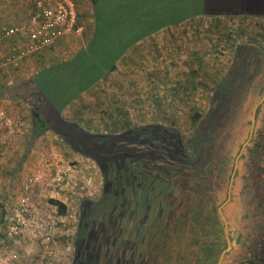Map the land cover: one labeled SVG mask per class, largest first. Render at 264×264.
Returning a JSON list of instances; mask_svg holds the SVG:
<instances>
[{
  "label": "rangeland",
  "instance_id": "rangeland-1",
  "mask_svg": "<svg viewBox=\"0 0 264 264\" xmlns=\"http://www.w3.org/2000/svg\"><path fill=\"white\" fill-rule=\"evenodd\" d=\"M74 2L81 13L82 35L74 37L71 52L50 59L51 65L83 49L87 34L92 33V2ZM27 15L29 11L17 22L28 20ZM193 22L186 21L160 34L144 46L146 51L144 47H131L120 59L117 71L74 101L63 115L83 129L100 134H112L127 126L173 127L181 134L190 158L197 147H204L205 161L199 170L207 172L203 173L201 188L206 184V189L212 186L215 190H209V198L204 200L209 208H202L208 212V220L195 212L199 198L190 201L187 192L179 190L185 175L174 177V173L168 178L171 184H177L171 189L173 197L159 200L164 220L157 237L135 250V257L139 261L142 258L140 264H264V65L254 83H262V94L250 93L240 109L226 112L223 124L221 115V129L216 135L208 131L212 120L218 118L212 111L213 91L234 65L235 50L253 45L262 53L258 58H264V18L234 17L217 22L206 17ZM200 61L203 70L196 78L200 84L195 91L186 90L188 81L193 80L192 71L201 69ZM12 96L6 95L10 99ZM29 106L22 100L0 105L13 127L9 153L0 160V257L8 259L9 264H72L80 207L84 199L100 198L103 176L93 161L72 151L54 133L38 137L33 131V106ZM259 107L263 108L257 118ZM198 112L202 119L195 126L192 118ZM200 125L203 133L198 131L202 130ZM6 136L0 131V141ZM38 174L42 179L29 194L31 210L22 214L25 184ZM191 176L196 186L195 172ZM51 200L66 206L65 215ZM156 209L153 206L152 213ZM172 212L176 225L170 218ZM150 221L147 227H155ZM133 229L131 226L132 233ZM131 240L138 245L136 238Z\"/></svg>",
  "mask_w": 264,
  "mask_h": 264
},
{
  "label": "trees",
  "instance_id": "trees-1",
  "mask_svg": "<svg viewBox=\"0 0 264 264\" xmlns=\"http://www.w3.org/2000/svg\"><path fill=\"white\" fill-rule=\"evenodd\" d=\"M90 1L94 9L95 30L91 44L87 48L90 50L89 53H87V49L83 50L84 52H80L70 61L55 63L44 69L35 81L19 83L5 90L9 91L8 93L11 95H18L16 92L19 90L21 100L28 103L30 108L33 106L31 108L34 114L33 130L38 137L46 132H52L63 140L72 151L90 159L98 166L103 176V189L106 191L107 197L109 193H111V196L114 193L116 198V195L118 196L120 193L119 191L126 190L124 192L126 196L124 197L121 194L118 198H125V202H127L125 205H130L131 210L135 206L134 208L137 211H145L144 213H138L137 217L132 218V221H130L129 224L134 227L133 233L131 226H126L125 237H128L131 243L130 246L135 251L136 248L138 249L144 244V230L147 231V246L150 241L152 243V240L157 237L160 229H157L155 236L153 233L154 227L141 226L140 221L143 215L146 214L148 217L146 225L149 224L151 219L152 223H155L157 218H153V214L156 213V217H158L157 214H161L163 208V204H159V200L164 196L173 197L171 189L177 187L176 183L171 184L168 180L169 177L164 172L160 176L161 179H155L153 168L157 165L175 168L174 177L185 175L182 176L185 180L179 182V184L183 183L186 187L189 183L186 178L191 175L189 169L191 158L188 155L181 134L173 127H166L163 124L142 127L127 126L112 134H100L85 130L78 123L70 122L62 116L65 108L71 105L79 96L89 92L96 84H101L109 75L116 72L118 61L123 58L131 47L146 38L152 37L153 34L165 29L167 26L156 0ZM181 13H179V16ZM221 19L223 18H210V20L217 22ZM186 20L188 19H179L174 25L185 23ZM190 21L196 22L197 20ZM195 33L198 34V30ZM229 37L228 40H230ZM234 43L237 45L238 42L235 41ZM234 53V65L227 71V75L222 79V82L216 86L211 98L212 111L218 113V118L212 120L211 129H208L213 136L221 129V119H219L221 115L223 124V121L227 119L226 112L233 113V111L240 109L247 103L250 93L260 95L263 92L260 89L262 83H259L258 86L254 85L262 75V70L259 69L260 66L264 65L262 62L264 58H258V54L262 53L253 45H241ZM195 56H197L196 53ZM200 68V70L192 71L190 74L193 80L192 82L188 81L187 86L184 87L186 90L195 91L197 84H200L196 78L198 73L203 70L202 61H200ZM28 84H32L34 90ZM218 102L220 105L217 110ZM214 105H216L215 108ZM262 108L259 107L256 111L257 118ZM201 119L202 115L198 112L194 115L192 121L197 126ZM204 126L205 124H203ZM203 127L202 130L199 129L198 131L203 133ZM203 153L204 147H197L195 153L192 154L196 161L201 160L199 169L205 161L203 160ZM262 166L264 167V160H262ZM145 188L146 192L143 194L141 190ZM154 188H157L156 193V190L152 192ZM208 189L211 192L215 191L212 186ZM159 193L164 195H159ZM111 196L108 198H111ZM224 197L226 200L227 194ZM141 202H143V206L139 207ZM51 204L58 208L61 215H65L66 206L62 202L51 200ZM110 205V202L103 201L98 209L101 208L104 212L101 211L100 213H107ZM93 206L94 204L90 202H83L81 206L83 214L90 215L91 219L94 211L90 214L91 211L89 210L93 209ZM153 206L157 208L154 213H152ZM87 209L89 210L84 212ZM86 224L84 223L83 226V236L80 237L79 235L76 238L74 264H91L89 254L92 253L90 251L92 246L90 237L93 226L90 222L88 225ZM132 237L139 241L138 245L132 243ZM84 252L87 253L86 257L83 256ZM254 263V261H251V264Z\"/></svg>",
  "mask_w": 264,
  "mask_h": 264
},
{
  "label": "crops",
  "instance_id": "crops-1",
  "mask_svg": "<svg viewBox=\"0 0 264 264\" xmlns=\"http://www.w3.org/2000/svg\"><path fill=\"white\" fill-rule=\"evenodd\" d=\"M156 1L158 2L159 7L161 8L160 12L163 13L162 15L165 18L167 26L165 29H162L156 32L155 34H153L152 37L146 38L143 41L139 42L134 47L140 46L142 48L145 45H148L150 42L153 43L152 39L155 40L157 36H160V34L167 33L168 31H170V29H172L173 31V29L178 25V24L174 25V23L179 21V19H188L186 21H189L193 19L198 20L199 18H206V17L208 18L246 17L252 19L264 18V0H221L219 2L213 0H184L180 2L179 0H156ZM179 10L182 11L183 13H181ZM28 11H29V15L27 16L30 18V16L34 11L31 0H0V36H2L5 30L9 29L10 27L22 23V22L18 23L19 22L18 19H23L25 17V13ZM179 13H181L180 16ZM176 15H178V17H176ZM80 23L82 25L81 13H80ZM92 23H93V29H91L92 33L87 34L88 36H86L84 48L81 50L79 49L78 51H76L77 53H75V55H71L68 59L64 60L63 62L72 60L76 55H78L80 52L86 50L89 47L93 39L94 30H95L94 17ZM15 40L18 41V39H14L12 41ZM73 41H75L74 37H67L56 41L50 47L38 53H34L28 59L24 60L19 68L1 66L0 90L3 87H6L7 89L8 86L14 87L19 83H23V82L31 83L32 81H35L36 78L43 72L44 69H47L52 66L49 63L50 59H53L55 57H60L61 55L66 54V52L69 51L71 52V50L74 49ZM77 41L78 40H76V42ZM10 43H11L10 41H4V43H2L1 45V50L5 51ZM146 49L147 47H144L145 51ZM1 59H2V54H0V60ZM119 62L120 60L118 61V63ZM56 63H61V62H56ZM118 63H117V67H118ZM28 85L32 90H34L32 84H28ZM98 85L99 83L97 84V86ZM8 92L9 91L7 90L0 91V105H3V103L14 105L17 104L18 101L19 102L21 101V92L18 93L19 90L16 92L18 95L12 96L13 97L12 99L6 97V95H11ZM85 94L79 96L75 100V102L83 98ZM68 107H66L65 110ZM64 111L62 112L63 117H64L63 115ZM21 132L22 131H20V133ZM7 153H9V151ZM228 240L230 243L232 242L230 236ZM236 242H238V239L236 240Z\"/></svg>",
  "mask_w": 264,
  "mask_h": 264
},
{
  "label": "flooded vegetation",
  "instance_id": "flooded-vegetation-1",
  "mask_svg": "<svg viewBox=\"0 0 264 264\" xmlns=\"http://www.w3.org/2000/svg\"><path fill=\"white\" fill-rule=\"evenodd\" d=\"M204 160V159H203ZM189 161V160H188ZM200 162L196 161L194 157L191 158V160L189 161V169L191 171V174H194L195 172V181L197 182V185L194 186L193 184V177L191 175H189L186 180H188L189 184H187L186 187H183V183L179 184L180 188L179 190H181V192H187L188 196H189V200L190 201H195V199L198 197L199 201L197 204V208L195 210V212L203 214V217L205 220H208V212L203 211L202 208L203 206L205 207V205L208 206L207 202H204L205 199H207V197L209 198V189H206V184H204V188H201L202 185V181L203 179H205L203 173H206L207 171L204 169L202 171L199 170V166H200ZM173 167V166H172ZM175 168H170L168 166H161V165H157L156 167L153 168V171L155 172L154 177L156 178H160L161 179V175L164 174L167 177L172 176L175 172H174ZM206 171V172H204ZM202 172V173H201ZM185 179H183L182 181H184ZM150 181V179H149ZM181 181V182H182ZM193 184V185H191ZM156 190V191H155ZM117 191V190H116ZM155 193L157 192V188L152 189V192ZM159 191V190H158ZM120 193L118 194V196H122L124 195V197L126 196L124 194V192H126V190H122L119 191ZM141 192H143V194H145L146 192V188L142 189ZM165 192V191H164ZM163 192V193H164ZM163 193H159V195L162 194V196L164 195ZM158 194V193H157ZM111 196V193H109V196ZM114 196V193L112 194L111 198H108L106 195V191H102V195L100 196V198L98 200H88V199H84L83 202H90L94 204V208L89 210H85L86 211H91L89 212L90 214L94 211V215L92 217V219L90 218V215L87 216L85 213L83 214L82 212V207H80V218H79V224H78V230H77V236L76 238L82 237L84 234V230H83V226L84 223L86 225L89 224V222L91 223V225L93 226V231H92V235L90 237L91 242H92V246L90 247V251H92V253L89 254L90 259H91V264H140L141 263V259L140 261L137 257H135V251L134 248L131 247V243L128 239V237H125V230H126V225L130 223V221H132V218H136L138 213H144V210H138L136 208H130V205H125L127 202H125V198H118V196L116 195V198ZM107 198V199H106ZM103 201H107L110 202L111 205L109 206V211L107 213H100L102 210L101 208L98 209L99 206H101V204L103 203ZM146 201V199H145ZM197 201V199H196ZM82 202V203H83ZM145 203V202H144ZM100 204V205H98ZM139 204V203H138ZM82 206V205H81ZM143 206V202L140 203L139 207ZM207 207L203 208L204 210ZM209 208V206H208ZM104 212V211H102ZM158 217H156V213L153 214V218H157V221H155V227H154V235L155 232L157 231V229H159V226L161 223H163V215L164 213L162 212L161 214H157ZM161 217H163L162 219H160ZM86 218V219H85ZM90 218V219H89ZM173 225L177 224V219L175 217V214L173 216V212L170 216ZM91 220V221H89ZM86 221V222H85ZM147 222H148V217L146 214L143 215L142 220L140 221L141 226L146 227L147 228ZM194 225H197L196 223ZM146 230L143 231V243L146 245L147 243V238H146ZM124 236V237H123ZM156 236V235H155ZM89 251V252H90ZM87 253H83V256L86 257ZM137 256V255H136ZM75 258H76V253L74 255V259H73V263L75 262ZM137 262V263H136Z\"/></svg>",
  "mask_w": 264,
  "mask_h": 264
},
{
  "label": "built area",
  "instance_id": "built-area-1",
  "mask_svg": "<svg viewBox=\"0 0 264 264\" xmlns=\"http://www.w3.org/2000/svg\"><path fill=\"white\" fill-rule=\"evenodd\" d=\"M31 2L34 11L30 18L10 27L0 36V54H2L0 67L19 68L24 60L34 53L50 47L56 41L82 35L83 28L74 0H31ZM14 39H18V41H12ZM4 41L11 43L5 51H2L1 45ZM12 130V123L7 114L0 110V131L7 133L5 139L0 141V160L7 155L8 140ZM41 179L42 176L38 174L31 177L25 184V195L20 204L22 214H28L31 210L29 194ZM0 264H9V261L0 257Z\"/></svg>",
  "mask_w": 264,
  "mask_h": 264
}]
</instances>
